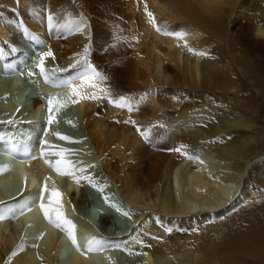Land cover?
Returning <instances> with one entry per match:
<instances>
[{
    "label": "bare ground",
    "instance_id": "bare-ground-1",
    "mask_svg": "<svg viewBox=\"0 0 264 264\" xmlns=\"http://www.w3.org/2000/svg\"><path fill=\"white\" fill-rule=\"evenodd\" d=\"M247 1L0 0L8 14V18L3 17L0 11V73L10 70L9 65L23 52L40 61L41 54L52 53L43 59V67L48 75L50 64L59 65L61 77L45 80L43 74L38 75L40 89L50 93L58 87H70L60 91L81 111L104 172L117 182L120 195L134 208L136 217H141L139 228L122 234L117 232L120 213L103 214L104 226L98 231L86 218L92 215L86 208L90 207L88 184L94 178L88 167L91 165L84 167L87 162L83 159L61 166L69 170L65 180L54 169L58 142L45 137L41 144L37 135L28 157L19 156L8 170L0 171V206L12 200L16 207L13 214L6 209L0 211V264H127L120 257L122 246L136 253L140 250V260L130 264H239L244 256L240 255L243 250H237L239 245L248 246L264 234L254 227L256 224L253 228L232 227L240 217L248 219L247 213L256 208L257 201L264 200V165L253 169L264 139L257 134L242 135L253 131L255 125L230 104L212 105L203 99L194 107L191 102L196 93H238L237 85H233L234 90L231 86L236 82H228L225 77L232 72L229 64L212 42L203 39L210 27L220 33L223 26L228 30L232 25V31L239 25L238 33L233 31L238 35L237 42L264 55V13H258V4L247 7ZM15 17L18 21L12 22L10 18ZM135 17L141 27L138 32L134 29ZM68 27L73 32L70 43H57L61 41L59 32ZM33 32L41 42L32 37ZM129 45L135 52L133 67L128 65H133L128 61ZM147 45L146 56L134 49L137 46L144 52ZM33 49L41 54L37 56ZM13 53L18 55L12 57ZM82 57L88 62L86 67L76 65ZM116 61L117 67L113 66ZM233 79L238 77L234 74ZM19 88L8 93L13 95L8 98L11 102L3 107L6 114L0 119V164L18 155L20 139L27 140V131L33 127L39 126L44 133L58 130L49 124L47 129L43 127L48 97L35 96L27 114L16 111L21 107L12 101L26 87ZM73 88L80 94L75 95ZM131 91L140 95L135 97L129 94ZM164 97H170V109L165 107ZM131 99L139 102L132 114ZM117 114L121 121L128 114L129 119L123 124L112 123ZM171 115L174 117L170 119ZM207 117L210 122L203 124ZM145 135L147 143L142 139ZM177 148L182 150L177 152ZM60 157L67 160L64 155ZM86 157L92 158L91 153ZM152 157H158V162ZM53 192L61 194L59 205L53 203ZM252 198H256L255 204ZM42 203L60 208L63 219L59 226L55 212H50L52 223L44 220ZM139 207L168 215L174 221L157 222L149 211L143 217ZM65 220L70 224L63 226ZM186 228L192 233L181 235L179 231ZM72 235L79 250L72 248ZM88 248L107 250L91 254ZM255 250L249 258L264 256L262 250ZM67 252L72 253L68 259Z\"/></svg>",
    "mask_w": 264,
    "mask_h": 264
},
{
    "label": "rangeland",
    "instance_id": "rangeland-1",
    "mask_svg": "<svg viewBox=\"0 0 264 264\" xmlns=\"http://www.w3.org/2000/svg\"><path fill=\"white\" fill-rule=\"evenodd\" d=\"M184 1H186V0H184ZM247 4H248L247 7H249V6L253 7L254 5L258 4L257 5V8L259 10L258 13L259 14L264 13V0H248ZM2 7L3 6H1V4H0V11L2 12V16L8 18V14L6 13L5 9ZM17 12L18 11H15V13H17ZM10 19L12 20V22L14 20L18 21L16 17L14 19L13 18H10ZM21 19H22V21H25V19H23L22 17H21ZM130 19L131 18L128 17L129 21H130ZM138 22L139 21H137L136 17H135L133 24H134V29L137 32L141 28L140 23H138ZM136 23H138V25ZM243 23L245 24V21H243ZM45 26L48 27V22L45 24ZM130 26H132L131 23L128 25L127 29H130ZM237 26L235 27L236 30H232V31H231L232 25L230 26V28L228 30L226 29L225 26H223L224 30L221 28L220 33L218 31H216V29H214L213 27H210L208 33L203 37V39L212 42V44L215 48V51L218 52L219 55H221V57L225 63L229 64L231 71L238 77V80H234L233 79L234 74L232 72H228L225 76L226 80L228 82H236V84H232L231 86L233 87V85L234 86L237 85V92L238 93L234 94L233 92L232 93L227 92L226 94H223L220 96H216L212 93H203V95H201V94L199 95V93H196L197 96L196 97L194 96L195 98L193 99V101L191 103L194 105V107H196L197 105H199L200 101H203V99L204 100L206 99V102L209 104H212V105L230 104L231 107H234V108L241 110V113L243 115L247 116L248 119H251V121L255 125L253 131L247 132V133L242 134V135L249 136L247 134H250V135L257 134L258 137H262L264 139V136H263L264 135V55H257L255 53H253L245 45H243L242 42H237V37H238V35H237L238 29L237 28H239V25H237ZM155 30L159 34H161V33L164 34V32L161 31V29H159V28H155ZM226 31H228V32H226ZM233 31L237 32V33L235 34ZM59 33H60L59 37H61L60 38L61 41L57 42V43L64 44V45L69 44L70 42H68V41L71 39V37L73 35V32L70 30V28L68 27L67 29L61 30ZM225 35H228L229 38L232 39L231 42L226 38ZM27 36L30 37V34L28 32H27ZM32 37L36 41L41 42V40L38 38L39 36L37 35V33L33 32ZM129 47H131V48H129V52L131 51V53H129V55H128V57H129L128 61L130 63H133V65L131 66L129 63H128V65H129V67H133V66H135V62L133 61V60H135V59H133V57L135 56V54H134L135 52L133 53L132 46L129 45ZM134 49H135V51H138L139 53L144 55L146 52H148V45L146 46V48L143 49L144 52L139 51V49H137V46H136V48L134 47ZM41 50H42L41 51L42 53L45 52V49H43V47H41ZM33 51H34V49H33ZM41 52L36 51L35 53L38 56L41 54ZM29 54L30 53H24V52L21 53L19 55V58L16 61H14L15 63H12L9 65L10 70H8L7 72L5 71L4 73L2 70V73H0V77L2 78V81H3L2 84L0 83L1 84L0 88L4 87V89L3 88L2 89L7 94V95H5L3 90L0 89V91H1L0 92V94H1L0 95V102L2 101L1 103L5 104L4 106H3V104L2 105L0 104V119L5 118L6 112L3 109V107H6L7 103L9 105V102H11V101H9L8 98L13 96L12 94L9 96L8 93L15 91L16 89L18 90V88L20 86H21L20 88H23V86L26 87L25 88V95L23 96V100H24L25 104H23L24 107L22 106L21 108L16 110L18 112L22 111L21 113H23V110H24V113L27 114V110L29 107L31 110V107H32L31 104H33V102L35 101V98H34L35 96L42 95V96L48 97L49 98V100L47 102V105H48L47 111L48 112L43 117L45 119L44 121L46 123L45 126H43V127L48 128V124H49L48 120H49V116L51 115V117L53 118V122L49 126H52L55 129H58V130H54L52 132L51 131L50 132L46 131L47 133L45 132L48 140L49 141L52 140V142H54L55 140H53V139H58L57 141L59 144V148L55 151L60 152L61 150H63V155L67 159L65 161L70 162V165L71 164L74 165L77 162L78 163L83 162V159L84 160L86 159L85 161L87 163L83 166L87 167L90 164L91 166H88V167L92 168L90 170V172L92 171V178L93 177L94 178L88 184V192H89L88 197L90 196L88 198V199H90V200H88V203H89L88 205L90 207H88V206L86 207L87 211L92 210V213H91L92 215H89V216L86 215V218L89 219L91 222H93L95 224L97 230H98V228L100 229V227L103 228V226H104L102 223V218L106 217V216H103V214H108L107 216H109L111 214L117 215L118 213H120V217H119L120 221H119V224L117 226V232L118 233L126 234V233H130L135 228H139L141 217L140 216L136 217L135 212H134V208L120 195L117 182L114 181L111 177H109L104 172L103 167H102L100 160L98 158V155L94 149L93 142L87 136V133H86V130L84 127L85 126L84 119H83V115H82L81 111L76 109L72 105V103H70L68 101L67 95L64 92L60 91L63 89H68L70 87L65 85L66 86L65 88L59 89V87L56 86V87H58L59 91L54 90L55 92H50V93H45L43 90H41L40 89L41 86L39 85L37 77H38V75H42V74L40 72V69L39 70L36 69L37 68L36 66L40 64V62H39L40 60L35 56H30ZM132 54H134V55L132 56ZM17 55L18 54L13 53L12 57H15ZM41 56H42V54H41ZM41 56H40V58H41ZM131 56H132V58H131ZM145 56H146V54H145ZM46 57H44L43 59L45 60ZM35 58L37 60H35ZM234 60L236 62H234ZM117 62L118 61H116L115 64H113V66L117 67V65H116ZM87 63L88 62L86 60H84V58L80 59V60L78 59L76 61V65L78 64V65H80V67H86ZM49 67H48V71H47L48 75L46 74L48 76V78H49V76L54 77V78L55 77H61V74L59 71L60 70L59 65L54 66V64H50ZM37 71H39V72H37ZM81 71H83V70H81ZM127 71H128V68H127ZM72 79L74 80V78H72ZM18 81L19 82L21 81V83H19ZM15 82H18L19 84L14 89L13 85L15 84ZM15 85H17V83ZM138 86L142 87V85H140V84ZM123 89H125V88L123 87ZM234 89H235V87H233V90ZM129 94H132L135 97L140 95V94H138V93L136 94L132 91ZM142 95H144V94H142ZM177 95L181 96L180 99H182L183 95L180 92H178ZM200 97H202L201 98L202 100L200 99ZM3 98H4V100H7L6 103H4L5 101L3 100ZM196 99L198 102L196 101ZM15 100H16V98L13 99L12 102L16 103ZM50 100L53 101V103L51 105L49 104ZM131 100H134V101L131 104V107L129 110L130 114H132L131 113L132 108L135 109V107H137L138 103H139L138 100H136V99H131ZM163 101H164L165 107L170 109L169 106L172 105V103L170 102V97H166V98L164 97ZM238 105H242V106H244V108H240ZM1 108L3 109V111ZM50 108H51V112L49 111ZM171 109L177 110V107H173ZM146 113H144V114H146ZM178 113H175V114L178 115ZM248 113H251L252 115H249ZM114 116H116V117H114ZM114 116L112 117L113 119L111 120L112 123L121 122L123 124V123L127 122V119H129V114L122 121L120 120V114H117ZM173 117L174 116L171 115L170 119ZM208 117L203 124L210 122V119ZM0 121H2V120H0ZM8 121L9 120H6L5 122H8ZM18 124L20 125L21 123H18ZM208 124H210V123H208ZM14 128H16V127H14ZM17 128L20 129L21 126H19ZM50 133L52 136L50 135ZM57 133H59L60 135L58 136ZM222 135H224V134H221L220 136H222ZM18 136H21L23 138L25 137L22 135H18ZM60 136H66L69 139H67V140L61 139ZM145 136L142 137V139H143V141H145V143H147L148 142V138H147L148 136L147 135H145ZM217 138H219V136ZM52 146L54 147L53 143H52ZM87 153H89V154L91 153L92 158L91 157H89L90 159L87 158L86 157ZM158 157H160V156H158ZM46 158L48 159V157H46ZM59 158H61V157L59 156L58 160H60ZM157 158L152 157V160L153 161L155 160V162H158L159 159H157ZM91 159H92V161H91ZM258 159L253 160V164H254L253 169H256V167H261L264 165V147L260 150ZM62 170L67 172V173L69 172V170H67L66 168H63V167H62ZM87 172H89V171H87ZM63 177L66 180L68 178V175L62 174V178ZM262 188L263 189L261 192H264V186ZM241 189H244V187H241ZM5 196L7 197L8 195H5ZM249 196H251V195H249ZM8 198H10V197L8 196ZM256 198H255V201H254V198H252L251 203L253 201L255 204V202L257 201ZM11 202H13V201L11 200ZM11 202L5 203V205L2 204L0 206V211L6 209V210H9L12 214L15 213L14 209L16 207H14L13 203H11ZM97 202L99 204H102V205L101 206L99 205L100 206L99 207ZM256 204L254 205L256 208L252 209L250 211V213H247L248 214L247 216H249L248 219L245 217H240L234 224H232V227L233 228L235 227L234 229H236V226H238V225L241 227L243 225H245V226H243L244 228H248V227L253 228V226L256 224L254 227L257 228V226H258V230L264 231V200L257 201ZM138 209L142 213L144 211V213L142 214L143 217L146 215H149L148 213L151 212L150 214H153L155 216V218H157V220H156L157 222H162L165 219L167 221H169L171 219L170 216H168V215L165 216V215L159 214V213L157 215V213H155V212L152 213V211H154V210H152L150 208L139 207ZM93 211H96V213H94ZM146 212H148V213L146 214ZM124 213H128V215H125ZM144 214H146V215H144ZM170 221H174V220L171 219ZM216 221H220V220L216 219ZM179 232L181 233V235L183 233H186V234L188 233L187 235H189V233L190 234L192 233V231L187 229V228L184 232H182V231H179ZM144 239H146V238H144ZM146 240H145V242L148 241V240L147 241ZM244 245L241 244L237 248V250H240V251L243 250V252L241 251L240 255H242V256L244 255L240 259L239 264H264L263 254H262V256L260 255V258L259 257L256 259L249 258V257H253L250 255V253L253 252L255 249L257 251L262 250L264 252V247H263L264 246V234L261 236H257V239H255L254 242L249 243L248 246L246 244H244ZM240 247L242 249H240ZM119 249H120L119 250L120 253L123 255V256H120L122 258V262H124V263L126 262L127 264L128 263L130 264L131 262L135 263L136 261L140 260V255H139L140 250H138L139 253L138 252L137 253L132 252L129 250V248L127 246L126 247L122 246V248H119ZM245 251H247V253H245ZM71 254H72L71 252H67V259L70 257L69 255H71Z\"/></svg>",
    "mask_w": 264,
    "mask_h": 264
},
{
    "label": "snow or ice",
    "instance_id": "snow-or-ice-1",
    "mask_svg": "<svg viewBox=\"0 0 264 264\" xmlns=\"http://www.w3.org/2000/svg\"><path fill=\"white\" fill-rule=\"evenodd\" d=\"M149 15H151V13L149 14ZM49 19H51V17H49ZM176 35H179V36H184V35H186V34H184V33H177ZM202 54H204V53H202ZM52 55V53L51 52H46V53H43L42 54V57H41V61H40V64L39 65H37V67H39V69H40V72H41V74H43L44 76H45V80H47L48 79V77H47V75H46V70H45V68L43 67V58L44 57H46V56H51ZM93 72L95 73V70L93 69ZM73 93L75 94V95H79L80 93L79 92H77V90L75 89V88H73ZM90 98H93V99H95V98H97V97H95V96H92V97H90ZM53 103V101L52 100H50L49 101V104L51 105ZM121 106H123V105H121ZM49 111L51 112V108L49 109ZM53 122V118L51 117V115L49 116V120H48V123H49V125L51 124ZM57 135L59 136L60 134L59 133H57ZM60 138L61 139H65V140H67V139H69L68 137H66V136H60ZM183 147V146H182ZM182 149L181 148H177V149H175V151H177V152H180ZM55 155H57V156H63V150H61L60 152H56L55 153ZM49 164H50V166H53L52 164H51V162H49ZM62 165H66V166H70V162H66V161H64V160H58L57 162H56V164L54 165L55 166V168H56V170L58 171V172H60L61 174H69V173H67V172H65V171H63L62 170ZM45 191H47V186L45 185V189H44ZM102 190V189H101ZM60 193L59 192H53L52 193V196H53V203L54 204H56V205H59V198H60ZM43 197L41 196V199H42ZM41 208L44 210V214H45V216L47 217V218H49V220L51 221V216H50V212H55V214H56V217H57V226H59V221L61 220V219H63V213H62V211L60 210V208L59 207H55V208H49V207H45L44 206V204L42 203L41 204ZM125 215H128V213H124ZM65 223H69L70 224V222L69 221H66L65 220ZM74 227V226H73ZM170 231V230H169ZM72 240H73V243H76V239H75V236L74 235H72ZM14 255H15V253H14Z\"/></svg>",
    "mask_w": 264,
    "mask_h": 264
},
{
    "label": "water",
    "instance_id": "water-1",
    "mask_svg": "<svg viewBox=\"0 0 264 264\" xmlns=\"http://www.w3.org/2000/svg\"><path fill=\"white\" fill-rule=\"evenodd\" d=\"M25 95V89H22L20 92H19V94L17 95V99H16V105H18V106H20V107H24V105L23 104H25L24 103V100H23V96ZM19 109V108H18ZM42 119V118H41ZM40 119V121H38V124H41V122H42V120ZM41 126V125H40ZM39 126H37V128L36 127H33L32 129H30V130H28L27 131V140H25L26 141V143L31 147V148H33V141L35 140V136H39V138L41 139V144H42V140H44L45 139V137H47L46 136V133H44V130H42L41 128H38ZM35 142H36V140H35ZM54 142H58L57 140H55ZM41 144H40V146H41ZM49 150L50 151H53L51 148H49ZM1 157H4V155L3 154H1ZM25 158V157H24ZM53 158H55V160L56 159H58L57 157H53ZM15 160H19V157H16V156H14V155H11L10 156V158H9V161L8 160H6V161H1V164H0V171H4V170H8L9 168H10V166H11V164L15 161ZM58 160H56V162H57ZM56 162H55V164H56ZM54 169H56L55 167H54ZM58 172V171H57ZM60 175H62L60 172H58ZM43 197V196H42ZM40 213H41V215L43 216V218H44V220H46V222H48V223H52L53 221H54V219H51V221L49 220V218H47L46 216H45V214H44V210L41 208V210H40ZM63 224V226L64 225H67L68 223H65V222H62ZM73 243V242H72ZM72 248L74 249V250H79V247H76L75 246V244L73 243L72 244ZM108 249H113L112 247H110V248H108ZM107 249L106 248H100V249H94V248H88V251L91 253V254H103L105 251H106Z\"/></svg>",
    "mask_w": 264,
    "mask_h": 264
}]
</instances>
